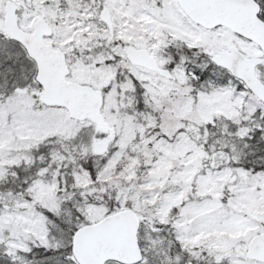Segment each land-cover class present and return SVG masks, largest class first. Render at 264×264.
<instances>
[{
  "label": "snow or ice",
  "instance_id": "6c2138e0",
  "mask_svg": "<svg viewBox=\"0 0 264 264\" xmlns=\"http://www.w3.org/2000/svg\"><path fill=\"white\" fill-rule=\"evenodd\" d=\"M0 264H264V0H0Z\"/></svg>",
  "mask_w": 264,
  "mask_h": 264
}]
</instances>
